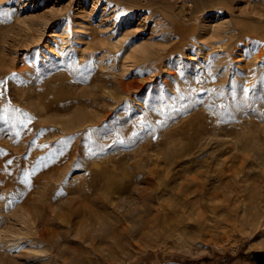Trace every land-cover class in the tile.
Listing matches in <instances>:
<instances>
[{
	"label": "rangeland",
	"instance_id": "374dc122",
	"mask_svg": "<svg viewBox=\"0 0 264 264\" xmlns=\"http://www.w3.org/2000/svg\"><path fill=\"white\" fill-rule=\"evenodd\" d=\"M0 117L10 264H264V0H0Z\"/></svg>",
	"mask_w": 264,
	"mask_h": 264
},
{
	"label": "bare ground",
	"instance_id": "6f19581e",
	"mask_svg": "<svg viewBox=\"0 0 264 264\" xmlns=\"http://www.w3.org/2000/svg\"><path fill=\"white\" fill-rule=\"evenodd\" d=\"M136 83V82H135ZM132 84V83H131ZM130 86H133V84L132 85H130ZM130 86H129V89H130ZM129 89H127V90H129ZM78 96V95H77ZM78 98V97H77ZM78 99H80V97L78 98ZM106 105V104H105ZM103 107H105V106H103ZM111 107V106H110ZM106 108V107H105ZM114 108V107H113ZM107 109H108V107H107ZM105 110V109H104ZM115 110V109H114ZM99 111V110H98ZM110 111H112V110H110ZM112 113V112H111ZM94 114H96L95 112H93V115ZM98 114H100V112L98 113ZM92 115V116H93ZM101 115V114H100ZM100 115H99V117H100ZM96 117V116H95ZM95 117H93V118H95ZM98 117V118H99ZM103 117V116H102ZM101 118V117H100ZM143 155H141V157H142ZM143 158V157H142ZM257 196H259V197H261V198H263V196L264 195H262V194H258ZM264 199V198H263ZM47 203V202H46ZM72 205V204H71ZM50 206V205H49ZM250 206V205H249ZM252 206H254V207H257L258 206V203H254V204H252ZM44 207V206H43ZM44 209V208H43ZM52 209V208H51ZM46 210L47 211H49L50 210V207H46ZM27 210H25L24 212H26ZM44 211H45V209H44ZM43 210H42V212H44ZM46 211V212H47ZM50 211H53V210H50ZM29 212V211H28ZM28 212H26V213H28ZM36 212V211H35ZM39 212V211H38ZM37 212V213H38ZM25 214V213H24ZM28 214H31L30 212L28 213ZM33 215H34V213H32ZM31 214V215H32ZM44 214V213H43ZM25 215H27V214H25ZM37 215H39V214H37ZM37 215H35V216H37ZM41 215V214H40ZM47 215L48 216H46L47 218H42V219H40V218H37V219H35L34 221H35V223H37V221H38V223L40 224V222H39V220H42L43 222L44 221H46L45 223H46V225H48L50 222H52L53 220H55L54 219V217L52 218V215L51 214H48L47 213ZM57 215V214H56ZM43 216V215H42ZM41 216V217H42ZM29 217V216H28ZM27 217V218H28ZM39 217V216H38ZM56 217V216H55ZM30 218V217H29ZM36 218V217H35ZM57 218V217H56ZM58 218H60V217H58ZM33 219H34V217H33ZM32 219H30V221H31ZM29 221V219H28V222H30ZM26 222H27V220H26ZM27 222V223H28ZM53 222H55V221H53ZM57 222H58V220H57ZM30 224H31V222H30ZM41 224H42V222H41ZM29 225V224H28ZM32 225H34V223L32 224ZM36 226L35 227H38V224H35ZM29 227V226H28ZM33 227V226H32ZM34 228V227H33ZM29 229H32V228H30L29 227ZM34 229H36V228H34ZM34 231V230H33ZM47 232H52V230H49L48 229V227H43V229L42 230H37V232H36V238L38 239V241L41 243L40 245H48V244H51V246H52V248H56V247H59V243H57V242H54V240H52L51 238L52 237H50V235H47L46 233ZM54 232H56V231H54ZM32 233H35V231L34 232H32ZM50 234V233H49ZM52 234V233H51ZM55 235V234H54ZM53 238H54V236H53ZM62 238H63V236H62ZM64 239V238H63ZM34 240V239H33ZM59 240V239H58ZM60 240H61V238H60ZM53 241V242H52ZM61 241H63V240H61ZM61 241H60V243H61ZM38 243V242H37ZM59 249V248H58ZM67 249V248H66ZM55 251V250H54ZM48 256H47V258H53L54 256H58L60 259H62V257H63V255L61 254L62 253V251H60V252H56V253H54L52 250H51V247H50V251L48 250ZM3 253H0V264H10V262L12 261V260H9V259H7V256H5V254H3ZM7 254H8V252H7ZM4 257V258H3Z\"/></svg>",
	"mask_w": 264,
	"mask_h": 264
},
{
	"label": "snow or ice",
	"instance_id": "6c2138e0",
	"mask_svg": "<svg viewBox=\"0 0 264 264\" xmlns=\"http://www.w3.org/2000/svg\"><path fill=\"white\" fill-rule=\"evenodd\" d=\"M0 118H2V117H0Z\"/></svg>",
	"mask_w": 264,
	"mask_h": 264
},
{
	"label": "trees",
	"instance_id": "16d2710c",
	"mask_svg": "<svg viewBox=\"0 0 264 264\" xmlns=\"http://www.w3.org/2000/svg\"><path fill=\"white\" fill-rule=\"evenodd\" d=\"M260 262H261V260H260Z\"/></svg>",
	"mask_w": 264,
	"mask_h": 264
}]
</instances>
